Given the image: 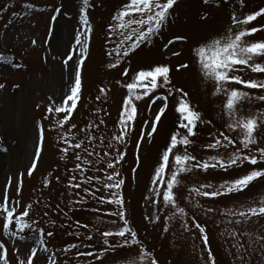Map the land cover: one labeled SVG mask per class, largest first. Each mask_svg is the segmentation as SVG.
Instances as JSON below:
<instances>
[{
    "label": "rangeland",
    "instance_id": "1",
    "mask_svg": "<svg viewBox=\"0 0 264 264\" xmlns=\"http://www.w3.org/2000/svg\"><path fill=\"white\" fill-rule=\"evenodd\" d=\"M124 3L126 0H90L93 6L88 9V14L94 32L90 41L89 58L82 70V99L71 120V124H76L77 128L69 133V136L76 135L77 140H84V146L89 151L95 149L92 157L77 150L82 158L93 161L90 165L82 164V177L79 170L72 171L80 161L75 160L71 149L67 159H60L59 148L63 145L58 141L59 130L55 128L54 121L58 117L62 118V114L46 111L54 101L59 103L70 89L72 69L71 65L67 68L63 65L62 57L68 51L79 54L73 37L75 31L80 30L79 9L82 0H0V55L7 58L6 61H0V84L4 85L0 88V195L10 182V200L20 201L17 214L31 204L30 216L24 218L25 221L30 224L35 221L32 227L36 230L43 229L44 239L50 240L48 253L38 252L35 264H48L47 257L52 254H55L58 264H96L91 257H77L76 252H98L102 243L100 233L106 230L116 231L122 226L116 216L109 215L117 210L116 205L98 203V198H110V194L95 178L99 177L103 181L105 174L111 170L106 169V163L97 164L96 160L103 157L105 151L110 153L105 161L116 156L115 148L110 150L106 145L120 131L118 114L122 100L127 95L124 85L132 82L138 71L155 65H168L171 70V86L182 88L188 93L191 105L201 113L206 122L197 125V135L193 138V145L189 147V151L198 160H207L212 155L227 159L232 151L231 146L227 150H214L205 145L212 142L219 131L226 132L234 139L238 136L235 132L227 131L228 117L222 109L224 98L212 94L213 82L204 79L199 73L190 49L196 43L210 39L229 27V16L233 11L243 18L244 15L264 8V0H244L243 6L240 0H230L226 5L212 9L203 5L202 0H179L161 33L152 37L150 43L146 42L134 53H130L118 68L109 70L106 64L112 58L106 55V51L115 46L119 37L113 36L111 42L106 43L108 25L112 15ZM28 4L33 7L29 9L26 7ZM57 8L61 9L60 13L55 11ZM209 11L210 17L201 20L200 17ZM54 15L57 16L56 20L51 19ZM244 27L261 29L246 38L249 42L264 41V16ZM176 36L187 39L169 45L168 41ZM33 40L36 44L32 43ZM70 44L73 45L71 49ZM182 63L190 66L178 70ZM125 68L128 69L127 76L121 75ZM239 74L245 80L264 79V74L252 73L250 69ZM237 87L245 90L243 86ZM101 88L108 91L102 95ZM248 91L253 96L264 94L259 89ZM155 94L165 95L166 89L158 88ZM97 96L101 98L97 100ZM179 99L180 94L175 92L169 97L162 123L147 142L140 140V137L142 131H150L145 121L152 118L155 106L149 109L148 97L135 102L139 108L137 120L129 128L126 145H117L126 155L116 165L115 170L119 173L116 179H123L125 183L122 189L112 191L122 193L127 219L137 231L138 239L154 254L159 264H205L207 254L201 255L202 244L198 230L191 223L193 218L206 226L217 264H241L238 258L240 255L244 256L245 264H264V242L258 239L264 235V218L253 217L242 225H236L234 221L240 218L226 214L228 210L238 212L249 206H258V202L264 199V179L254 181L243 193L226 197L203 198L189 195L188 192L189 188L203 183L218 186L225 180L238 178L250 170L249 165L229 169L227 172L217 169L208 173L196 170L183 174L178 203L184 208L185 215L177 212L174 219L168 218L175 210L165 207L160 197L150 193L149 189L154 187L150 182L153 170L170 135L175 131L182 134L184 132L178 128L180 118L179 113L175 112ZM240 107L241 114L245 116L264 113V102L255 99L244 101ZM98 109L101 111H97ZM45 116L50 119H43ZM101 120L104 121L103 124L100 123ZM90 122L98 125V128L88 130L96 137L92 143L87 141L85 132L79 131ZM71 124L66 125V128H70ZM41 126L46 136L42 156L37 161L38 166L33 175L29 176L28 169L36 159L34 150ZM259 131L264 132V127ZM138 140L143 145L142 149L137 148ZM111 142L115 144L114 141ZM180 150L183 151V148ZM96 153H99V157ZM260 167H264V164ZM72 176H76V180H72ZM87 176H93L94 179L90 183H83ZM45 179L49 181L48 186L44 185ZM20 180L23 181L22 193L17 195ZM72 184H81V187L73 188ZM84 188L89 191L86 193ZM146 197L156 199L158 203L153 204ZM209 207L214 211L205 215V209ZM146 216L152 217V222L146 220ZM113 220L116 221L115 224L112 223ZM185 223H188L192 231L184 230ZM165 227L168 228L167 232L163 231ZM237 230L243 235L233 238L230 233ZM48 231L54 233L51 238L46 235ZM37 234L38 232L26 230L27 238L21 240L0 228V243H4L7 248L10 264H17V249L20 258L26 259L30 245L39 247L33 239ZM89 234L94 236L90 242L84 239ZM109 239L112 243L119 240ZM71 244L78 247L68 253L61 251ZM234 244H244L247 251H238L233 247ZM137 250L138 246L117 248L115 252L109 249L103 264H131L133 259L139 261Z\"/></svg>",
    "mask_w": 264,
    "mask_h": 264
},
{
    "label": "snow or ice",
    "instance_id": "2",
    "mask_svg": "<svg viewBox=\"0 0 264 264\" xmlns=\"http://www.w3.org/2000/svg\"><path fill=\"white\" fill-rule=\"evenodd\" d=\"M229 2L230 0H202L203 5L209 9L213 7L219 8ZM178 3L179 0H126V3L112 15L111 22L108 25L106 43H110L113 36H117L119 39L110 51H106V55L112 58L106 64V68L109 70L118 68L121 61L127 58L130 53H134L142 44L146 42L150 43L152 37L159 35L172 16V10ZM243 3L244 0H240L241 6H243ZM92 6L90 0H82V6L79 9L80 30L75 31L73 37L74 46L78 48L79 54L77 55L75 51H68L62 57L63 65L66 68L71 65L73 73L70 89L64 94L59 103L54 101L46 109L48 113L62 114V118L58 117L54 121L55 128L59 130L58 141L63 145L59 148L60 159H67L69 149H71L75 160L80 161L75 164L72 171L79 170L82 177L84 173L82 164L90 165L93 161L82 158L80 151L77 150H82L88 157H92L95 149L89 151L84 146V140H77L76 135L69 136V133L72 132V129L77 128L76 124H71V120L75 110H77L78 103L82 99V70L89 58L90 41L94 32L88 14V9ZM26 7L31 9L33 6L28 4ZM55 11L60 13L61 9L57 8ZM210 15L211 12L209 11L204 13L200 18L201 20H207ZM261 16H264V8L244 15L243 18H240L233 11L229 16V27L210 39L196 43L190 49V54L193 62L197 65L199 73L204 79L213 82L214 90L212 94L214 96L220 95L224 98L222 109L228 117L226 122L227 131L238 134L237 138L234 139L227 135L226 132L219 131L213 137L212 142L205 145L206 148L214 150L221 148L227 150L231 146L232 151L227 159L219 155H212L207 160H198L189 151V147L194 143L193 138L197 135L195 131L197 125L206 122L202 119L201 113L196 111L191 105L188 99V93L182 88L171 86V70L168 65H155L147 70H140L134 75L132 82L124 85L127 89V95L122 100L118 114L120 131L111 137V141H114L115 144L110 141L106 145L110 150L115 148L116 156L110 157L105 161V158L110 156L108 151L104 152L103 157H99V153H96L99 157L96 163H106V169L111 170V172L105 174L103 181L99 177L95 178L98 183L102 184L103 189L110 194V198H98V203L116 205L117 210L109 213V215L116 216L122 222V226L118 227L116 231L106 230L100 233L102 243L98 252L77 251V257H91L96 264H103L109 249L115 252L117 248L138 246L137 255L139 261L133 259L131 264H159L154 254L149 252L138 239L137 231L133 229L127 219L126 206L122 193L120 191H112L113 189H122L125 183L123 179H116L119 176V173L115 170L116 165L120 164L126 155L119 150L117 145H126L129 128L134 126L139 114V108L135 102L141 101L145 97L149 98L150 102L148 107L150 110L155 106V111L152 112V118L145 121L150 131H142L140 137V140L147 142L158 131V125L162 123V118L168 109L169 97L174 92L180 94L179 102L175 106V112L179 113L180 118L178 128L183 129L184 132L182 134L180 131H175L170 135L153 170L150 182L154 187L149 189L153 196L162 199L165 207H171L175 210L168 219H174L177 212L180 215H185L184 208L180 207L178 203L179 189L183 186V174H190L196 170L208 173L209 171L217 169L227 172L229 169L240 168L245 164L250 166V170L246 174L240 175L238 178L232 180H225L218 186H214L211 183H203L188 189L189 195L194 194L196 197L203 198L226 197L232 194L243 193L254 181L264 179V167H260V165L264 164V132L259 131L261 127H264V113L245 116L241 114L240 107L246 100L251 101L255 99L264 102V94L253 96L248 91L256 89L264 91V79L245 80L239 74L245 69H250L252 73L264 74V41L249 42L246 39L261 29L244 27ZM51 19L56 20L57 16L54 15ZM51 32L52 29H50ZM186 39L187 37L184 36H176L170 39L168 44L171 45L176 41ZM32 43L36 44V41L33 40ZM72 46L70 44V49ZM113 53L115 54L114 56ZM173 54L179 55V53ZM6 60V57L0 55V61ZM16 66L18 67V65ZM189 66L188 63H182L178 66V70L188 68ZM121 75L127 76L128 69L125 68ZM117 83L120 82L117 81ZM237 86H243L245 90ZM3 87L4 85L0 84V88ZM158 88H165L166 94L156 95L155 93ZM107 91L105 88L100 89L102 95ZM100 98L101 96L96 97L97 100ZM97 111L101 110L98 109ZM43 119L48 120L50 117L45 116ZM100 123L103 124L104 121L101 120ZM207 123H210V121ZM68 124H71L70 128H66ZM93 127L98 128V125L90 122L85 128L79 129V131L85 132L86 139L89 143H92L96 139L88 131ZM45 139V130L41 126L39 128L38 143L34 150L36 159L32 161L31 167L28 169L29 176L33 175L38 166L37 161L42 156V146ZM140 140L137 141L138 149H142L143 147ZM101 143L103 144V141ZM181 147L183 151L180 150ZM137 161L139 162V157H137ZM133 171H136V169H133ZM71 179L76 180V176H72ZM93 179V176H87L82 182L90 183ZM48 184L49 181L45 179L44 185L48 186ZM9 186L10 182L5 187L3 194L0 195V218H2L0 228H2L3 232L21 240L27 238L26 230L34 233L38 232L33 239L35 245L39 247L30 245V251L26 254V259H21L19 249L16 250L17 264H35V260L38 258V252L43 251L48 253L50 240L46 241L44 239L45 232L43 229L36 230L32 227V224L36 223L35 221L32 224L25 221L24 218L30 216L31 204H28L24 207L23 211L17 214V205L20 204V201L10 200L8 193ZM22 186L23 181L20 180L17 186V195L22 193ZM71 187L80 188L81 184H72ZM83 190L86 193L89 191L88 188H84ZM92 195H95V193H92ZM145 199H149L153 204L158 203L156 199H152L151 197H146ZM213 211L214 209L211 207L206 208L205 215ZM226 214L240 218L234 221L236 225H242L253 217L258 219L264 218V199L258 202V206H249L245 210L238 212L228 210ZM145 219L152 222V217L150 216H146ZM157 219L159 218L157 217ZM112 223L115 224L116 221L113 220ZM191 223L199 233V239L202 244L200 250L201 255L203 256L204 253L207 254L205 264H217L210 247V238L206 226L199 223L195 218L192 219ZM79 226L87 227V225ZM183 228L185 231H192L188 223H185ZM163 231L167 232L168 228L165 227ZM230 234L233 238L238 235H243L239 230L232 231ZM46 235L51 238L54 233L48 231ZM109 238H112V240L119 238V240L117 243H112ZM84 239L90 242L94 239V236L89 234ZM258 239L260 242H264V235L259 236ZM77 247L76 244H71L61 249V251L68 253ZM88 247H91V245H88ZM233 247H236L238 251L240 249L247 251L244 244H234ZM238 258L241 260V264H245L243 255H240ZM47 261L48 264H58L55 254L49 255ZM0 264H10L7 248L4 243H0Z\"/></svg>",
    "mask_w": 264,
    "mask_h": 264
}]
</instances>
